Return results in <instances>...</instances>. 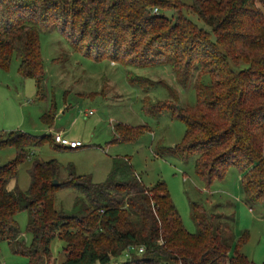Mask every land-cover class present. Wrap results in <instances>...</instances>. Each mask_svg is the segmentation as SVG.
Listing matches in <instances>:
<instances>
[{"label":"trees","instance_id":"16d2710c","mask_svg":"<svg viewBox=\"0 0 264 264\" xmlns=\"http://www.w3.org/2000/svg\"><path fill=\"white\" fill-rule=\"evenodd\" d=\"M169 6L168 0H0V67L15 55L19 74L39 86L44 79L39 32L53 24L73 50L95 60L125 68L167 64L183 87L195 69L193 106L181 107L165 85L170 100L153 103L145 97V111L168 110L184 123L176 156L184 162L195 156V173L206 186L233 167L243 195L264 203V0H192L190 9L206 30L185 16L169 21L160 15ZM204 74L207 83L201 81ZM127 75L148 87L142 77ZM53 118L52 111L42 115L47 125ZM128 127H114L120 140L144 130ZM44 144L64 149L48 133H0V149L15 151L0 166V241L15 242L27 264H43L55 238L62 241L58 264H253L240 251L245 233L226 242L212 215L196 204L191 218L197 229L188 232L164 182L146 186L128 160L113 158L101 182L70 171L54 186L60 164L34 159L28 187L8 189L31 148ZM60 187L76 191L68 212L53 206ZM21 211L28 215V246L18 241L15 216ZM121 254L125 259L115 262Z\"/></svg>","mask_w":264,"mask_h":264},{"label":"rangeland","instance_id":"374dc122","mask_svg":"<svg viewBox=\"0 0 264 264\" xmlns=\"http://www.w3.org/2000/svg\"><path fill=\"white\" fill-rule=\"evenodd\" d=\"M168 2L171 6L161 10L160 15L169 21L185 16L197 27L208 29L191 11L192 0ZM39 49L44 68V79L39 86L34 79L19 74L15 55L6 68L0 67V133L21 130L42 135V129L47 127L42 115L52 111L55 127L64 128L67 137L77 138L84 146L75 150L53 148L48 144L31 148L30 158L18 165L16 178L9 182L8 189L28 187V168L34 159L55 160L60 164L57 178L60 184L70 171L90 175L93 182H101L111 169L113 158L128 160L146 186L160 180L164 182L188 232L197 229L191 218V205L196 204L212 215L214 225L226 242L245 233L240 251L253 264L264 262V203L251 202L243 195L239 172L233 167H228L222 178L215 177L206 186L195 173V156L187 162L176 156L185 132L184 123L168 110L149 113L144 109L145 97L153 103L170 100L165 85L176 92L181 107L193 106L195 69L190 82L183 87L176 82L167 64L125 68L107 59L95 60L73 50L53 24L39 32ZM127 71L146 80L142 83L148 87L143 89L130 82ZM200 78L203 83L209 82L206 74ZM120 124L141 125L144 130L133 138L120 140L114 131ZM159 152L164 155L157 156ZM14 156V148L0 149V166ZM75 195L72 188H58L54 192V209L68 212ZM27 220L26 211L15 216L18 241L26 246L30 242ZM61 246V240L53 239L50 255L43 258V264H58L63 259ZM15 248V242L0 241V264H27V257L16 253ZM124 259L125 254H121L115 262Z\"/></svg>","mask_w":264,"mask_h":264},{"label":"built area","instance_id":"2783aa9c","mask_svg":"<svg viewBox=\"0 0 264 264\" xmlns=\"http://www.w3.org/2000/svg\"><path fill=\"white\" fill-rule=\"evenodd\" d=\"M88 113H91V111H89ZM53 139L56 144L68 149H77L83 146L81 141L67 139L62 135V133H54ZM139 251H141V248L139 249Z\"/></svg>","mask_w":264,"mask_h":264},{"label":"crops","instance_id":"0c3cea01","mask_svg":"<svg viewBox=\"0 0 264 264\" xmlns=\"http://www.w3.org/2000/svg\"><path fill=\"white\" fill-rule=\"evenodd\" d=\"M61 112H63V111H61ZM54 117H55V115H54ZM54 119V118H53ZM42 131H44V134H46V133H48V134H51V135H53L54 133H62V135L65 137V138H67V139H70V140H78L77 138H74V137H67L66 136V132H65V129L64 128H56L55 127V125H54V122L52 121V124H50V125H47V127H44L43 129H42ZM84 146V145H83ZM82 146V147H83ZM64 149H68V148H65L64 147ZM70 150H75V149H70Z\"/></svg>","mask_w":264,"mask_h":264},{"label":"water","instance_id":"95a60500","mask_svg":"<svg viewBox=\"0 0 264 264\" xmlns=\"http://www.w3.org/2000/svg\"><path fill=\"white\" fill-rule=\"evenodd\" d=\"M52 184H53L54 186H57V185L60 184V181H58L57 179H54V180L52 181Z\"/></svg>","mask_w":264,"mask_h":264}]
</instances>
